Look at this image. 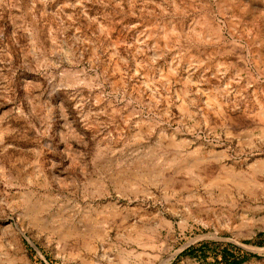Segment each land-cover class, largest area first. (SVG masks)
<instances>
[{
    "label": "rangeland",
    "instance_id": "1",
    "mask_svg": "<svg viewBox=\"0 0 264 264\" xmlns=\"http://www.w3.org/2000/svg\"><path fill=\"white\" fill-rule=\"evenodd\" d=\"M264 264V0H0V264Z\"/></svg>",
    "mask_w": 264,
    "mask_h": 264
},
{
    "label": "trees",
    "instance_id": "2",
    "mask_svg": "<svg viewBox=\"0 0 264 264\" xmlns=\"http://www.w3.org/2000/svg\"><path fill=\"white\" fill-rule=\"evenodd\" d=\"M225 253H226L227 255H230L229 257H233V262H232V264H239V263H241L242 261H244V259H245V257H243V258H241V259L236 260V258H235V256H234L233 254H229L227 251H225Z\"/></svg>",
    "mask_w": 264,
    "mask_h": 264
}]
</instances>
